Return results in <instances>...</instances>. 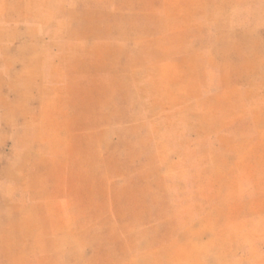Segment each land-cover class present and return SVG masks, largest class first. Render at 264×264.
Here are the masks:
<instances>
[{
    "label": "rangeland",
    "instance_id": "obj_1",
    "mask_svg": "<svg viewBox=\"0 0 264 264\" xmlns=\"http://www.w3.org/2000/svg\"><path fill=\"white\" fill-rule=\"evenodd\" d=\"M0 264H264V0H0Z\"/></svg>",
    "mask_w": 264,
    "mask_h": 264
}]
</instances>
